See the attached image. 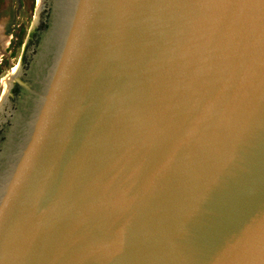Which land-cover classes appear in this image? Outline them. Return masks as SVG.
Wrapping results in <instances>:
<instances>
[{
  "label": "water",
  "instance_id": "obj_1",
  "mask_svg": "<svg viewBox=\"0 0 264 264\" xmlns=\"http://www.w3.org/2000/svg\"><path fill=\"white\" fill-rule=\"evenodd\" d=\"M0 103V264H264V0H37Z\"/></svg>",
  "mask_w": 264,
  "mask_h": 264
},
{
  "label": "rangeland",
  "instance_id": "obj_2",
  "mask_svg": "<svg viewBox=\"0 0 264 264\" xmlns=\"http://www.w3.org/2000/svg\"><path fill=\"white\" fill-rule=\"evenodd\" d=\"M37 0H0V28L7 47L0 55V86L19 59L28 29L33 21ZM2 34V33H1ZM1 90V87H0Z\"/></svg>",
  "mask_w": 264,
  "mask_h": 264
},
{
  "label": "bare ground",
  "instance_id": "obj_3",
  "mask_svg": "<svg viewBox=\"0 0 264 264\" xmlns=\"http://www.w3.org/2000/svg\"><path fill=\"white\" fill-rule=\"evenodd\" d=\"M5 45H6V41H5L4 37H3V35L1 34V28H0V55L2 53H4ZM18 70H19V64L17 63L14 67L10 68L8 74L2 80V84L0 86L1 87V90H0V103H1L5 93L7 92L8 88L10 87L12 80L17 75Z\"/></svg>",
  "mask_w": 264,
  "mask_h": 264
},
{
  "label": "flooded vegetation",
  "instance_id": "obj_4",
  "mask_svg": "<svg viewBox=\"0 0 264 264\" xmlns=\"http://www.w3.org/2000/svg\"><path fill=\"white\" fill-rule=\"evenodd\" d=\"M1 33H2V35H3V32H2V31H1ZM4 37L7 39V44H8V40H9L8 37H6V36H4ZM7 44H6V47H7ZM6 47H5V48H6Z\"/></svg>",
  "mask_w": 264,
  "mask_h": 264
}]
</instances>
